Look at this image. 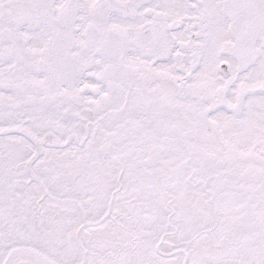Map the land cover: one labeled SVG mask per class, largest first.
<instances>
[{"label":"snow or ice","instance_id":"snow-or-ice-1","mask_svg":"<svg viewBox=\"0 0 264 264\" xmlns=\"http://www.w3.org/2000/svg\"><path fill=\"white\" fill-rule=\"evenodd\" d=\"M0 264H264V0H0Z\"/></svg>","mask_w":264,"mask_h":264}]
</instances>
